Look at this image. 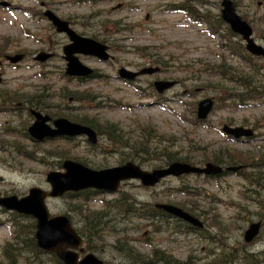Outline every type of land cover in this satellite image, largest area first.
Listing matches in <instances>:
<instances>
[{"label":"rangeland","instance_id":"374dc122","mask_svg":"<svg viewBox=\"0 0 264 264\" xmlns=\"http://www.w3.org/2000/svg\"><path fill=\"white\" fill-rule=\"evenodd\" d=\"M232 1L249 6L254 11L257 0ZM3 2L4 8L0 6V53L22 54L24 60L14 67L7 63L1 65L0 76L4 87H0V93L1 90L9 93L14 103L29 98L31 103L40 105L37 107L39 112L52 119L64 118L77 123L81 118L88 117L96 124L94 130L98 143L91 147L85 138H76L32 146L23 138L15 140L8 135H0V146L9 149L12 145L17 151L44 160V164L29 162L10 152L12 156L7 162L13 167L8 169L1 162L6 157L0 153V194L21 197L32 187L48 190L45 175L48 171L58 170L55 164L64 159L82 160L93 170L117 166L122 158L124 163L127 162V155L133 154V151L116 150L112 155L104 153L117 147L102 131L106 123L120 129L127 139L140 141L143 138L154 150L170 147L169 151H178L181 156L189 157L192 160L190 163L195 166L203 167L211 162L209 159L215 154L242 167H250L258 159L264 161V106L255 102L240 109L234 108L230 102H223L224 91H231L233 84L219 82L217 77L200 70L205 72L221 64L233 71L234 78L238 75L251 78L253 73L241 68L236 58L220 48L219 39L206 32L208 28L205 24L192 22L184 11L169 10L172 3L180 4L183 0H0V4ZM40 3H44L45 8L58 18L69 22L79 35L106 44L112 60L102 63L94 58L79 56V61L95 70L96 75L81 83L67 80L62 59V48L67 40L55 33L42 17ZM194 8L199 13L204 11L196 6ZM252 29L254 39L263 37L264 28L253 24ZM38 53L51 54V58L42 63L35 62L33 57ZM145 53L163 59L159 73L141 76L132 85L116 77L120 67L130 71L154 67L144 56ZM154 81H173L176 85L157 95L152 87ZM261 81L264 82V79ZM204 97H212L215 103L218 98L220 103L214 105L204 124H197L194 122V105ZM3 121L4 118L0 117V127ZM14 122L9 120L4 129H23L32 119L26 116ZM227 125L250 127L254 129L255 136L251 141L232 142L220 133L221 128ZM160 159L163 161V157ZM138 161L145 170H152L150 166L160 163L158 158L148 156H142ZM249 171L245 169L242 172ZM243 179L238 174L213 180L196 176L166 178L151 189H144L134 181L125 183L121 191L134 196L139 202L150 207L157 203L174 205L198 218L203 222L204 229L193 231L183 223L170 219L162 224L160 232H152L144 223L109 212L107 215L113 219V228H110L111 225L105 228L103 250L97 254L98 258L106 264L126 263L113 249L116 240H119L144 257L153 249H161L180 261L191 256L194 264H212V257L207 251L209 247L215 248L210 246L211 243L221 246L224 242L229 248L241 246L242 233L251 221L259 220L258 215L263 213L250 196H245L249 185ZM177 188H186L193 193L183 195L176 191ZM263 194L261 190V197ZM116 196H91L89 204L83 203L89 211L82 212L89 214L100 210L103 200L110 201ZM71 205L64 199L49 200L47 203L50 214L66 212L76 226L82 228L83 206L76 203L74 210ZM21 223L25 227L11 228L7 220L0 217V264H6L2 253L7 245L11 246L9 251L16 256L18 264H24L27 262L25 256L32 255L30 244L34 240L33 233L29 232L30 220ZM137 225L141 228L135 230ZM248 252L264 253V229ZM39 258L42 261L40 264H54L50 255ZM34 264L39 263L35 261Z\"/></svg>","mask_w":264,"mask_h":264},{"label":"water","instance_id":"95a60500","mask_svg":"<svg viewBox=\"0 0 264 264\" xmlns=\"http://www.w3.org/2000/svg\"><path fill=\"white\" fill-rule=\"evenodd\" d=\"M222 18L227 22L232 31L239 33L247 40V49L254 55H262L264 57V50L260 47L253 45L249 39L250 31L248 26L241 22L240 19L234 14L233 5L224 0L221 3ZM45 16L52 22L56 29V32H65L70 41V45L63 49L65 54V60L67 64L68 75H82L87 73L86 68L82 67L72 54L81 53L84 55H91L98 57L100 60H106L107 55L105 47L88 39H83L75 35L68 29L66 22L60 21L50 13H45ZM48 55L39 54L36 60L43 61ZM10 62H17L21 59V56H14L7 58ZM154 70L141 71L138 74L152 73ZM137 74L126 72L125 70L119 71V76L125 79H133ZM170 84L155 83V87L158 91L169 87ZM212 102L210 99H206L198 104L197 117L204 119L209 110L211 109ZM35 121L29 128L30 135L38 141L44 138L53 137H74L85 135L87 141L90 144L96 142L95 133L88 127L72 124L64 119H57L53 121V128L46 125L49 120L48 117H42L40 114L32 113ZM224 131L228 134H232L235 138L240 136H250V131H243L242 129H228L224 128ZM62 168L64 173L50 172L46 175V181L50 184V192L46 193L39 189H31L29 194L22 198L10 197L0 199V206L7 210H14L18 213L32 216L36 219V232L35 238L37 246L43 250L53 252L55 255L63 261L64 264H102L93 255H86L80 262H76L77 255L72 252L78 248L80 244V238L74 233L68 220L63 216H57L49 219L46 208L44 206V200L46 198L61 197L67 191L77 192L87 188H93L103 191H115L120 181L123 180H139L143 186L152 187L158 183L161 179L173 176L178 177L183 174H205V175H217L222 172L220 167L207 163L204 168H197L185 163H172L167 168L156 169L151 172L143 171L138 166L131 162L126 163L123 166L101 170L92 171L80 164L64 161ZM226 170L235 171V168H228ZM157 209H160L167 214L179 218L194 227L201 228L202 225L198 220L188 215L184 211L170 205L158 204ZM260 223L252 224L244 233V241L249 243L256 237L259 230ZM71 250V251H68Z\"/></svg>","mask_w":264,"mask_h":264},{"label":"trees","instance_id":"16d2710c","mask_svg":"<svg viewBox=\"0 0 264 264\" xmlns=\"http://www.w3.org/2000/svg\"><path fill=\"white\" fill-rule=\"evenodd\" d=\"M184 4L191 6L189 1H186ZM207 22H210L211 25L215 26L213 20L207 19ZM227 34L230 37L232 36L228 31ZM227 39H229L228 36ZM232 52L233 47L231 46L230 53ZM144 56L152 65L163 66V59L159 56L152 53H145ZM222 67L224 66L218 65V67H211L208 71H200L203 73L209 72L212 76L217 77L218 80H220L219 82L229 78L230 80L234 81V84L236 83L237 85L242 86L245 89L244 91L239 89L224 91V95L229 96V98L233 100V103L239 105V107H242L246 102L253 100H258L264 104V87H261L264 85L259 84V86L251 88L255 82L253 77L256 78V82L258 83L256 74L253 73L251 78L245 76L234 78V76L228 74L231 72L230 69L228 72L227 67H224L227 70L223 69ZM202 72H198V74H201ZM33 103V101L32 103L30 102V106L37 109L39 104L37 105ZM77 123L89 126L92 129H94L96 126L95 123L88 120V117L81 118V120ZM102 131L105 132L109 136L110 140L114 142V145L117 146L114 147L113 150H109L106 153H110L112 155L116 152V150H119L120 152H124L125 150L133 151V154L127 155V159H129L128 161H133L138 165H141L138 160L142 158V156L146 158L147 156L151 158H158L160 160L159 164L153 167L150 166V168H160L172 162L190 163L192 161L189 157L181 156L178 151H169L170 147H159L160 149L156 148L154 150L149 147L147 142L143 141V138L140 141H132L131 139H127L124 137L121 130L113 124H104L102 126ZM160 157H163V161H161ZM209 160L212 163L220 166H241L240 164H236L235 161L233 162L226 157H222L220 154L211 156ZM76 161L86 165V163L82 160L76 159ZM122 163H124L123 158L120 160L119 164ZM56 164V166L60 165L59 163ZM250 167L251 169L249 172H243L241 174V176L244 178L243 180L245 181V184L249 185L248 192L245 193V196L252 197L258 205L262 206L260 201V193L261 190L264 189V161H262V159H258L256 162L250 164ZM176 191L186 192L185 194L193 193V191L188 193L189 191H187L186 188H177ZM81 203H85V201H81ZM102 204L103 205L100 210H95L89 214H84L82 212V210L89 211V209L81 204V206L85 207H81L82 217L80 220L83 228V230L82 228L80 229L81 235L84 238L85 243L87 242L89 246H96L92 248L96 253L103 249L102 243L104 241L105 228L111 225V222L113 221V219L109 218V215H107L109 212L114 211L116 213H121L120 215L123 216L126 213L128 217H131L141 223H145L146 227L151 228L153 232H160L162 224L168 223V220H166V218H164L163 215L152 206L150 207L145 203L139 202L134 196L128 194L125 191H119L116 198L111 199L110 201H102ZM71 208L76 210V205L72 204ZM243 210L245 209L243 208ZM259 219L263 220L264 222V214ZM23 227H25V225L22 224V228ZM31 228L32 225L29 226V229ZM110 228H113V226L111 225ZM138 228H141V226L137 225L134 229L136 230ZM20 232L24 234V231ZM29 232L33 233V231ZM31 244H33V241ZM213 246L215 248H207V251L213 260L212 264H264V253H260L259 255L249 253L248 248L250 247L248 245L242 244L239 247L229 248L227 247L226 243L223 242V245L221 246ZM9 247L11 246H4L2 256L4 259H6V261L12 260L14 263L16 256H14L11 251H9ZM113 249L116 253H119V256L123 258L122 260L128 264H194L192 262L193 258L191 256L187 257L185 261H180L161 249H153L147 257H144L139 255L134 250V248L130 245H127L126 242H120L119 240H116V244L113 246Z\"/></svg>","mask_w":264,"mask_h":264},{"label":"flooded vegetation","instance_id":"af4514ba","mask_svg":"<svg viewBox=\"0 0 264 264\" xmlns=\"http://www.w3.org/2000/svg\"><path fill=\"white\" fill-rule=\"evenodd\" d=\"M236 10H237L238 14L242 18H244L249 24H256V23L261 22V21L264 22V0H257L255 2L254 11L251 10L249 6L241 5L238 3H236ZM260 27L264 28V26H260ZM255 41L264 47V35H263V37L256 39ZM10 96L11 95H9V93L1 90L0 104L4 108L9 109L8 111H4L6 114L9 115V117L14 118V115L23 114V113L28 114L29 113V110H30L29 104L31 102V100L29 98L26 100H21V103L17 104V103L12 102V98ZM11 105H13V106L10 107ZM7 195H8V193L0 194V197H4Z\"/></svg>","mask_w":264,"mask_h":264}]
</instances>
